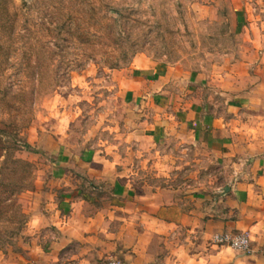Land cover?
Instances as JSON below:
<instances>
[{
    "label": "crops",
    "instance_id": "crops-1",
    "mask_svg": "<svg viewBox=\"0 0 264 264\" xmlns=\"http://www.w3.org/2000/svg\"><path fill=\"white\" fill-rule=\"evenodd\" d=\"M201 7L240 43L205 68L140 58L115 75L124 149L187 177L153 183L116 146L75 151L51 135L53 176L31 193L32 238L13 264H264V0ZM220 233H246L250 251L212 244Z\"/></svg>",
    "mask_w": 264,
    "mask_h": 264
},
{
    "label": "rangeland",
    "instance_id": "rangeland-1",
    "mask_svg": "<svg viewBox=\"0 0 264 264\" xmlns=\"http://www.w3.org/2000/svg\"><path fill=\"white\" fill-rule=\"evenodd\" d=\"M201 3L0 0V264L26 257L31 193L53 176V158L45 154L51 135L75 151L116 146L153 183L158 171L187 177L186 168L162 164L154 153L141 157L124 149L127 112L115 75L140 58L201 69L238 45ZM199 171L204 182L207 170Z\"/></svg>",
    "mask_w": 264,
    "mask_h": 264
},
{
    "label": "built area",
    "instance_id": "built-area-1",
    "mask_svg": "<svg viewBox=\"0 0 264 264\" xmlns=\"http://www.w3.org/2000/svg\"><path fill=\"white\" fill-rule=\"evenodd\" d=\"M212 244L218 247L229 248L238 252L250 251V239L246 233H220L215 234L211 238ZM105 264H123L119 259L110 257L105 261Z\"/></svg>",
    "mask_w": 264,
    "mask_h": 264
},
{
    "label": "trees",
    "instance_id": "trees-1",
    "mask_svg": "<svg viewBox=\"0 0 264 264\" xmlns=\"http://www.w3.org/2000/svg\"><path fill=\"white\" fill-rule=\"evenodd\" d=\"M25 149H26V151H28V152H34L32 149H31V147L29 146V145H25ZM19 162L18 161H13V164L14 165H16V164H18Z\"/></svg>",
    "mask_w": 264,
    "mask_h": 264
}]
</instances>
